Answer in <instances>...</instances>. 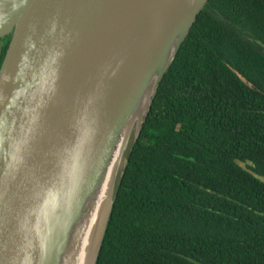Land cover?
<instances>
[{
  "label": "water",
  "instance_id": "obj_1",
  "mask_svg": "<svg viewBox=\"0 0 264 264\" xmlns=\"http://www.w3.org/2000/svg\"><path fill=\"white\" fill-rule=\"evenodd\" d=\"M207 0H0V264H66L115 160L94 264L163 75Z\"/></svg>",
  "mask_w": 264,
  "mask_h": 264
},
{
  "label": "trees",
  "instance_id": "obj_2",
  "mask_svg": "<svg viewBox=\"0 0 264 264\" xmlns=\"http://www.w3.org/2000/svg\"><path fill=\"white\" fill-rule=\"evenodd\" d=\"M94 264H264V0H207L196 16Z\"/></svg>",
  "mask_w": 264,
  "mask_h": 264
},
{
  "label": "bare ground",
  "instance_id": "obj_3",
  "mask_svg": "<svg viewBox=\"0 0 264 264\" xmlns=\"http://www.w3.org/2000/svg\"><path fill=\"white\" fill-rule=\"evenodd\" d=\"M115 160L112 162V166L106 175L105 181L102 185L100 193L97 197L92 212L90 213L87 221L82 227L74 249L67 260L66 264H90L91 256L94 252V241L97 236V226L100 221V214L107 197L108 185L112 175Z\"/></svg>",
  "mask_w": 264,
  "mask_h": 264
}]
</instances>
